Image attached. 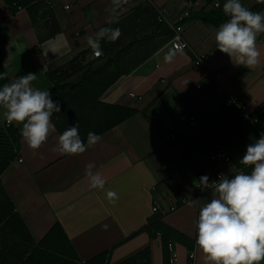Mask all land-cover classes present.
I'll return each instance as SVG.
<instances>
[{"label":"crops","instance_id":"0c3cea01","mask_svg":"<svg viewBox=\"0 0 264 264\" xmlns=\"http://www.w3.org/2000/svg\"><path fill=\"white\" fill-rule=\"evenodd\" d=\"M36 3L34 9H16L15 3L0 0V62L10 82L34 73L37 79L32 87L50 91L53 82L49 72L84 51L91 52L88 59H95L85 37L109 27L116 16L124 19L134 8L151 4L165 8L166 22L174 25L191 12L223 9L225 0ZM241 3L251 11L264 13V3L258 0ZM218 28L199 19L186 21L183 37L190 48L183 55L166 63L164 55L171 46L170 41L164 42L112 85L100 101L130 107L138 113L101 135V140L84 153L70 156L53 152L61 134L56 127L35 152L21 138L19 156L1 175L0 186L36 242L59 222L84 261L108 253L109 264H121L148 249L150 264H165L161 233L149 230L159 220L187 239L171 241L170 252L171 258L177 256L172 264H186L198 217V204L189 207L188 201L197 199L198 174L214 173L215 167L229 179L241 171L246 174L249 166L239 160L246 146L264 134V119L257 124L252 121L264 113V33L257 36L261 64L249 69L235 65L219 51L215 41ZM199 56H203V62L196 64ZM80 77L77 74L71 80L77 82ZM230 96H239L249 114L231 118L222 131L232 163H214L211 156L216 144L210 141L216 131L210 122L228 108L224 102ZM3 112L1 108L0 120H6ZM192 118L196 126L191 125ZM88 163H94L93 172L106 181L103 190L90 187L85 175ZM108 190L117 193L115 204L109 203ZM211 198L210 192L207 202ZM155 206L157 211L153 210ZM196 264H207L200 249ZM258 264H264V260Z\"/></svg>","mask_w":264,"mask_h":264},{"label":"clouds","instance_id":"9594fccd","mask_svg":"<svg viewBox=\"0 0 264 264\" xmlns=\"http://www.w3.org/2000/svg\"><path fill=\"white\" fill-rule=\"evenodd\" d=\"M258 2L264 3V0ZM223 12L229 19L219 26L215 34L219 51L227 54L235 65L249 69L260 66L257 36L264 33V13L249 10L241 0H225ZM121 35L119 27H101L85 40L94 56L100 58L104 54L101 41L115 42ZM176 39L179 40V36ZM185 46L182 43L174 45L164 55V61L171 63L178 54L183 55ZM5 78V74H0V80ZM36 79V74L28 73L0 86L3 115L8 124L22 125L21 137L34 152L56 130L51 118L54 113L61 112L59 101L52 99L49 90L32 87ZM101 138L89 131L85 143L79 134V124L75 123L59 135L52 151L60 155L82 154ZM239 163L254 166L251 174L241 171L231 179L221 175L211 183L209 177L203 175L199 177L197 186L201 192L211 190L210 202L201 203L199 198L188 201L189 207L200 204L195 243L207 264H258L264 260V134L246 146V153ZM94 167V163H88L85 175L91 188L103 190L106 181L98 172H93ZM106 196L112 204L119 199L112 190H108Z\"/></svg>","mask_w":264,"mask_h":264},{"label":"trees","instance_id":"16d2710c","mask_svg":"<svg viewBox=\"0 0 264 264\" xmlns=\"http://www.w3.org/2000/svg\"><path fill=\"white\" fill-rule=\"evenodd\" d=\"M16 5V9L29 7L34 9L39 0H8ZM209 3L212 0H207ZM157 6L147 4L129 11L128 16L119 20L115 17L109 27H119L122 30L120 38L111 42L101 41L103 56L93 60L88 59L90 51H84L66 64L49 72L53 88L50 90L52 99L59 101L60 113H54L51 120L62 134L65 129L75 123L79 124V134L87 143V133L95 132L103 135L136 115V109L106 104L100 101L101 96L114 85L123 75L130 73L141 65L164 42L170 41L175 35L174 28L188 20H202L204 23L220 26L229 17L223 9L189 13L181 22L174 25L159 21ZM255 12V10H254ZM151 28V32L149 29ZM156 38L158 40L156 41ZM0 74L6 78L0 80V86L10 83L4 65L0 62ZM81 74L80 80L71 79ZM1 109V108H0ZM243 112L236 107H228L222 115L210 122L216 131V137L210 142L226 148L222 131L230 125L231 118L235 120L244 117ZM259 118L261 120H259ZM264 119V113L258 116V123ZM21 127L14 124L6 130H0V178L10 163L18 156L14 149L21 147ZM234 157L236 154H233ZM232 157V156H231ZM253 166L245 169L251 174ZM198 174V177L206 175ZM161 233L164 245V263L172 264L169 243L174 239L187 242V239L171 228L155 220L149 230ZM189 245V244H188ZM193 244H190L191 248ZM0 264H109V254H100L91 260L80 258L69 235L61 223L57 222L48 233L36 242L29 233L25 223L14 210L13 203L0 186ZM121 264H150L149 250Z\"/></svg>","mask_w":264,"mask_h":264},{"label":"built area","instance_id":"2783aa9c","mask_svg":"<svg viewBox=\"0 0 264 264\" xmlns=\"http://www.w3.org/2000/svg\"><path fill=\"white\" fill-rule=\"evenodd\" d=\"M123 4H127L129 3L130 0H122ZM48 3V0H47ZM215 6H219V3H215ZM70 6L67 5L66 9H69ZM22 9V8H20ZM159 21H166V13L167 10L165 8L159 9ZM189 14V13H188ZM187 14V15H188ZM186 15V16H187ZM182 17L178 22L183 21V19L186 17ZM183 29H184V23L178 25L177 27L174 28L175 30V35L172 37V39L170 40L169 44L172 47H174V45L178 44V43H182L184 45H186L183 49V51H186L190 48V45L188 43V41L183 37ZM179 36V40L176 39V37ZM94 55V54H93ZM95 57V56H94ZM97 58V57H95ZM196 64H201L203 62V56H199L198 58L195 59L194 61ZM220 77V76H218ZM132 97H136V94L131 93ZM226 107H236L238 109H240L242 112H244L245 114H249L248 111V106L243 102V100L239 97V96H230L228 98H226L225 102H224ZM252 121L254 122V124L258 123V116H255L254 118H252ZM191 125L192 126H196L197 125V121L195 120V118L191 119ZM11 125L8 124L7 120H0V130H6L10 127ZM169 137L171 138H175L174 134H170ZM14 151L17 153V155L19 156V149H17V147L14 149ZM20 162H23V158L22 157H18ZM211 159L214 163L217 162H226V163H232V159L230 157V155L228 154V152L222 148L220 146V144H216V152L211 156ZM209 177V182H213L219 179V177L222 175L217 168L215 167L214 173L212 172H207L206 174ZM211 192V190H206L204 192H201L200 189L198 188V195H197V199L199 198L201 203H207L208 197H209V193ZM154 211H157L158 208L157 206L153 207ZM199 210H200V204H198V216H199ZM198 220V217H197ZM160 235V234H159ZM196 235H197V229L195 231V236H194V245L192 248L188 249V256H187V261L186 264H196L197 263V252H198V246L195 243L196 240ZM169 249L170 252L172 253L173 250V243L170 242L169 243ZM177 259L176 255H173L172 257V261H175Z\"/></svg>","mask_w":264,"mask_h":264}]
</instances>
